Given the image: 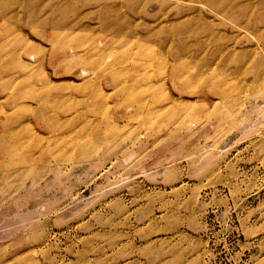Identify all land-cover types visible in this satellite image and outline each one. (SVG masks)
<instances>
[{"label":"rangeland","instance_id":"obj_1","mask_svg":"<svg viewBox=\"0 0 264 264\" xmlns=\"http://www.w3.org/2000/svg\"><path fill=\"white\" fill-rule=\"evenodd\" d=\"M0 264H264V0H0Z\"/></svg>","mask_w":264,"mask_h":264}]
</instances>
